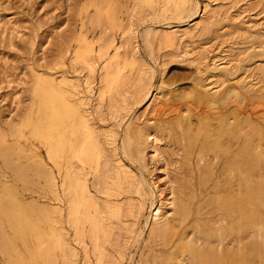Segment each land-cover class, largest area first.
<instances>
[{
  "label": "rangeland",
  "instance_id": "1",
  "mask_svg": "<svg viewBox=\"0 0 264 264\" xmlns=\"http://www.w3.org/2000/svg\"><path fill=\"white\" fill-rule=\"evenodd\" d=\"M151 1V6H146L141 0H0V194L7 188L14 200L12 213L19 212L23 223L31 225V230L17 235L10 225L13 219L0 213V264L41 262L35 248L45 246L46 240L42 238H48L51 231L47 217L59 219L54 208L58 205L62 208L61 231L70 245V250L66 251L68 261L98 263V252L92 249L87 238L84 244L79 238L76 240L66 218V197L59 187L63 173L57 174L55 166L47 159L44 145L32 133L40 97L36 74L47 81L59 82L65 78L73 82L72 86H77L72 92L88 100L82 107L89 114V125L99 139L106 142V158L112 160L110 151L116 147V157L122 166L143 183L142 193H139L135 184L129 185L126 181L121 182V187L116 186L104 169L98 174L86 169L87 184L96 199L102 203L105 198L102 191L108 186L115 193L111 199L121 201L124 208V215L121 213L111 219L109 214L102 213L105 222L110 221L112 234L104 241L100 264H214L215 260H205L203 254L190 251L188 246L192 243L204 249L231 253L225 264H247L243 257L236 258L237 249L247 241V226L232 202L234 198H243L248 163L257 172L249 185H255V190H260L264 196V142H258L252 127L248 126L256 125L258 120L264 125V95L257 94L264 88V0H188L178 11L169 8L164 13L161 0ZM131 31L137 32L132 34ZM164 36L168 38L165 41ZM82 37L95 49L107 46L111 40L110 44L119 47V61L129 62L131 55L137 60L124 69L126 81L115 90L114 98L109 100L105 96L100 105L99 68L104 62L100 60L95 72L89 75L85 65L73 61V52ZM85 79L92 82L89 94L85 91ZM140 82L152 88L148 100H142L143 95L138 91ZM237 85L244 86L247 99H239L233 93L225 95L226 87ZM250 90L256 92L253 94ZM206 91L209 101L205 99ZM115 100L118 105H113ZM226 107L230 108L229 116ZM116 109L118 112H114ZM126 119H129L127 126L123 124ZM221 120L228 122V126L235 124V128L226 131L227 134L219 131L224 125ZM210 125L214 127L211 129ZM209 131L210 139L206 134ZM121 138L125 155L119 149ZM233 158L239 160L235 159V166ZM245 160L247 165L243 163ZM24 167L27 168L24 170ZM232 167L236 169L233 173ZM16 168L23 169L19 177ZM37 168L42 169L41 173L44 168L47 170L40 175ZM154 181L161 196L173 198V208L164 201L160 210L164 215L165 209H169L167 220L162 216L156 221L151 216L147 218L152 200L149 185ZM98 182L104 187L101 183L96 185ZM262 208L264 210V204ZM159 228H164L160 234L156 233ZM3 241L8 243L9 250H2ZM41 241L43 243H39ZM55 253L57 257L60 254L59 250ZM15 255L21 261L15 260ZM60 263L58 259L57 264Z\"/></svg>",
  "mask_w": 264,
  "mask_h": 264
},
{
  "label": "bare ground",
  "instance_id": "2",
  "mask_svg": "<svg viewBox=\"0 0 264 264\" xmlns=\"http://www.w3.org/2000/svg\"><path fill=\"white\" fill-rule=\"evenodd\" d=\"M141 1L143 3H145L146 6H151V3H152L151 0H141ZM161 2H162L161 4H163V8L161 9V11L164 13L169 8L170 9L173 8L174 11H178L179 9L185 7V5L188 3V0H161ZM147 31H148V29H147ZM131 33H132V31H131ZM86 39H87L86 37L85 38L84 37L81 38V40L79 42V46L76 48L77 50L75 52H73L74 53V58L73 57L72 58H73V61L82 63V66L85 65V68L88 71L89 75H91V74H93L95 72L96 68L98 67V65L100 63L99 62L100 60L102 62H104L99 68L100 71H101V74H100V80H99L100 87H98L97 96L99 98V102L98 103L100 105L101 101H104V97L105 96H108L107 98L109 100H112V98H114L112 96H114L113 93L115 92V90H117V89L119 90L118 87L121 84L125 83V81H126V76H125L126 74H125V70L124 69L126 68V66L128 64H131L133 66V64H135V62L137 60H136V57L131 55V60L129 59L130 60L129 62L127 60H125V59H123L122 61H119V54H118L119 47H115V45L110 44V43H112L111 40L107 44V46L99 47V48L95 49L93 47L92 43L90 41L86 40ZM166 39H168L167 36H164L163 40L165 41ZM167 41H169V40H167ZM110 45L112 46V48H111V50H113L112 53L109 52V48L111 47ZM131 65H130V67H131ZM143 71L145 72V70H143ZM263 71H264V69H263ZM141 73H143V72H141ZM144 74H147V73H143V75ZM35 76H36V87H37V89L40 92V97L38 96L39 97V101L37 100V103L38 102L39 103H38V109H37V112H36L37 114L35 113L36 114V120H35L34 126L32 128V133L39 140V142H41L44 145L47 159L50 160L51 163L55 166V168H56V170L58 172L57 174L63 173V176L61 178V183H60L59 187H60V190L62 191L61 193L66 197V200H65L66 202H65V206H64L65 209H66L65 210L66 211V218H68V222H69V224H71V227L73 228V233H74V235L76 237V240L79 238L78 240L82 244H84L85 243L84 239L87 238L88 241L91 243V246L93 247L92 249H94V250H96V252H98L99 255L96 254L97 255V259L96 260H98L97 264H100L101 261H99V260H100L101 254H102L101 251L104 250V249L102 250V247L104 246L103 245L104 241H106L107 238H110V236L112 234V226L109 223L110 221H108V223L105 222V219L103 218L102 213L106 212L107 214L110 215V219H111L113 216L116 217V216H119L121 213H123L124 212L123 211L124 208L122 209L123 203L121 204L120 203L121 201L117 202L115 199L114 200L111 199V196H115L114 195L115 193H112V191H111L112 188H109L108 186H106L107 188H105L104 185H102L101 182H98V184H96V183L95 184L99 186V183H101L102 188L104 187L105 190H103L102 193H103V195H105V198H104L103 201H101L102 203H100L98 201L99 198L96 199L97 197H95L90 192L89 186L87 184L86 169L87 168L93 169L95 174H98L100 172V170L104 169L106 171V173L108 174L109 179L116 186H119L121 184V182L123 183L124 181H126L127 184H129V185L135 184L136 187H137V188L136 187L135 188L139 191V193L142 191L143 183L138 179V177L136 176L135 173H133L130 170L125 169L122 166V164L120 163V160L118 159V157H116V149H115L116 147L111 149V151H110V153L112 154V160L106 158V157H108V156L105 155V148H104L105 147L104 143L106 144V142L105 141H101L99 139L98 133L95 131V129L92 126L89 125V122H88L89 114H88V112L85 109H83V107L85 105H87V102H86L87 99H85L84 95L80 96V95H78V93L75 94L74 91L72 92V89L76 91V87H77V86L76 87L72 86L73 82L71 84V82L66 80L65 78H62L61 80H59V82H55L56 81L55 79H50V80L47 81V78L45 79L41 74H36ZM83 83H84V86H85L86 93L89 94V91L92 89L91 88L92 87V85H91L92 82L90 80L88 81V79H85ZM138 85H139L138 91H139V93L141 95H143L142 100H148L151 97V95H152L151 86H148V84H146L145 82H140ZM238 85L234 86V87L233 86L226 87L224 89V91L226 93L225 95L229 96V95H231L233 93L239 99H242V100L243 99H247V98H245V93L243 92L244 90L242 89L244 86L240 85V86H242V87H240ZM253 90H250V91H252V93L254 94V92H256V90L254 92H253ZM134 92H135V90H134ZM250 93L251 92L248 93L249 96L252 95ZM79 94H80V92H79ZM215 94L217 95L218 93H215ZM257 94H259L260 96L264 95V88H263V90L262 89L258 90ZM204 95L206 96L205 97V99H206L209 94H207V91H206V93ZM238 98H237V100H238ZM203 99H204V97H203ZM209 100H210V97L207 98V101H209ZM115 102H116V100H115ZM117 103H118V101L115 104H113V105H116ZM228 108L226 107L225 109H228ZM98 109H99V107H98ZM225 109H223V110H225ZM229 109L227 110V115H228ZM114 112H118L117 109ZM236 112H237V110H236ZM244 112H247V111H244ZM219 113H218V115H219ZM255 114H257V113L255 112ZM246 115L244 116L245 118H246ZM219 116H221V115H219ZM222 116H224V115H222ZM261 116H262V114H261ZM261 116H259V119H260ZM213 117L214 116H212V118ZM216 117H218V116H216ZM212 118H211V120H212ZM231 118L233 120V117H230V119ZM247 118H246V122L248 124H250L249 123L250 120L247 121ZM235 119H234V121H235ZM128 120L129 119H126L125 121L123 120L124 123L123 122L122 123L125 126H127L128 125ZM218 120H219V117H218ZM253 120H254V118H253ZM256 120H258V119H256ZM260 120H262V119H260ZM221 121H223L222 124H224V125L221 124L222 126L219 127V124H218L219 131H225L226 132V131L231 130L235 126V124H234V126H230V125L228 126L227 125L228 122L225 123L224 120H221ZM221 121H219V123ZM234 121L232 123H234ZM239 121L240 120H238V122ZM258 121H257L256 125H248V126L252 127L251 130H253V134L257 137L258 142L261 141V143H262V141L264 142V125L262 126L261 123L258 122ZM262 121L264 123V120H262ZM243 122H244V120H243ZM27 123H28V119H27ZM177 123H178V125L180 124L178 121H177ZM251 123H252V121H251ZM29 124L26 125V126H29ZM213 125H214V123H213ZM213 125H210L211 129H212ZM214 129H216V128H214ZM207 131H208V129H207ZM225 132H221V133H224V135H226L228 132H226V134H225ZM209 133H210V131L207 132L206 134L210 135L211 133L210 134ZM245 133H246V131H245ZM212 135H213V132H212ZM219 135H220V133H219ZM226 136H228V135H226ZM230 136H229V138L232 137V136L231 137ZM240 136H243V135L240 134ZM208 137L210 139L211 135L208 136ZM222 137H220V139ZM233 137H235V136H233ZM121 139H120V143L121 144H120L119 149L124 154L125 153V151L123 149V144L124 143H123V139L122 140ZM251 139L255 140L256 138H251ZM257 139H256V141H257ZM226 140H227V138H226ZM114 141H115V139H114ZM135 141H136V139H135ZM207 141H209V140H207ZM214 141H216V140H214ZM229 141H230V139H229ZM256 141H254V142H256ZM250 142H251V140H250ZM224 143H225L224 141H223V143L221 141V144H224ZM232 143H230V144H232ZM236 143H238V141ZM217 144H218V142H217ZM255 145H256V143H255ZM223 146L225 147V145H223ZM227 146L229 147V145H227V143H226V148H227ZM255 147L257 148V146H255ZM6 148H7V146H6ZM230 148H232V147H230ZM253 148L254 147L252 145V149ZM227 149H229V148H227ZM262 149L260 148V150H262ZM223 150H224V148H223ZM241 150H243V149L241 148ZM241 150H239V151H241ZM256 150L258 151L259 149H256ZM23 151H25V150H23ZM30 151L31 150L29 149V153H30ZM227 151H229V150H227ZM232 151L230 149V153ZM246 151H247V148H246ZM252 151H254V149ZM20 152H21V149H20ZM242 152H245V150L242 151ZM2 153H5V152L3 151ZM16 153H18V152H16ZM22 153H24V152H22ZM9 155H11V153ZM9 155L7 157H9ZM20 155H18V156H20ZM251 156H253V155H251ZM254 156H256V155H254ZM11 157H12V155H11ZM23 157H25V156H23ZM236 158H233V160L235 161ZM260 158L262 159V157H260ZM4 159H5V156H4ZM107 159L109 160V162L106 163ZM255 159L257 160L258 158H255ZM5 160H6V162L8 161V159H5ZM9 160H11V159H9ZM110 160H111V162H110ZM256 160H255V163L257 162ZM236 161H239V160L236 159ZM236 161H235L234 166L237 165ZM249 162H251V161H249ZM243 163H244V165L245 164L247 165V160H245ZM11 164H12V162H11ZM19 164L21 165V163H19ZM107 164H108V166H106ZM39 165H40V163H39ZM43 165H42V167H43ZM239 165H241V163H239ZM254 165L257 166L256 164H254ZM228 166H229V164H228ZM31 167L32 166H30V168ZM33 167H35V165H33ZM260 167H259V169H260ZM9 168H11V167H9ZM26 168L27 167H24L23 169L25 170ZM41 168H37L36 169L38 171V173L42 170ZM226 168H227V166H226ZM244 168H245V166H244ZM16 169H17L16 175L19 177L20 173L22 172L21 170H23V169H20V168H16ZM261 169H263V168H261ZM44 170H47V168L46 169L44 168L42 173H44ZM235 170L233 168V170H231L232 173ZM246 170H247L246 172H249V173H248V176L245 177L246 185H247V187H245V189H246L245 193H244L245 195L243 194V198H242V196H240L241 198L238 197L237 200L234 197H233L234 200L232 199L233 200L232 203L236 205V211H237L238 215H240V218H242V220H244V222H245V224L247 226V229H246L247 241L244 244H241L240 245L241 247H239L237 249L238 251H236L237 252V257L236 258H240L241 259V257H243L244 261H246L247 264H254V261L256 262V260L258 262L257 264H264V216H263L264 210L262 208V204H264V196H263V193L260 190H255V185L254 186L249 185V184H252V182H253V175L256 176V173H257V172L255 173L256 169L254 170L253 169V165L248 163V165L246 166ZM260 170H259V172H260ZM42 173L40 172L39 174L41 175ZM101 174H102V172H101ZM259 174L261 175V173H259ZM25 175H28V174L26 173ZM140 175L142 177V174H140ZM226 175L228 176L229 173L226 174ZM245 176H246V174H245ZM21 177H22V174H21ZM23 177H24V175H23ZM93 178H95V177H93ZM97 178H98V176H97ZM27 179H28V177H27ZM46 180H48V179L46 178ZM50 180L52 182V180H53L52 176H50ZM92 181H94V180H92ZM100 181H102V180H100ZM94 182H96V181H94ZM54 183H56V182L54 181ZM54 183H52V184L55 186ZM105 184H107V183L105 182ZM135 185H133V186H135ZM48 186L50 187L49 184H48ZM218 186H220V185H218ZM120 187H121V185H120ZM95 188L96 189H94V190H97V187H95ZM149 189H150V195L152 196L151 197L152 200H150L151 201L150 202L151 209L149 211V215L147 216V218H149L151 216V219H153V221L154 220L156 221V220H159L161 218V216H162V217H164V219L167 220V217H168L167 214L169 213V209H165V211H164V215L165 216L163 214L161 215L162 212H160V210H161V207H162L164 201H168L167 203L171 206V208H173L174 205H173V202L171 201L173 198L171 199V197L169 195H168L169 198L168 197L164 198L163 196H161L160 195L161 193L159 192L160 190H159V188L157 189V185H156L155 181L152 182L149 185ZM99 194H101V193H99ZM169 194L172 195L171 193H169ZM55 196H56V198L58 200L60 199V197H59V195L57 194L56 191H55ZM226 197H229V196L226 195ZM12 198L13 197L11 196L10 191H8L7 188H4L3 191L0 194V213H3L5 215L7 214V215H9L8 217L13 219L14 223L13 222H12V224L10 222L9 223H10V225H12V227H13L14 231L16 232V234L19 235V234H23L24 232H26L28 230H31V228H30L31 225H29L28 223H23V221L20 218V213L19 212L12 213V209L15 206L14 205V200ZM216 200H217V198H216ZM220 200H223V199H219L217 201H220ZM154 203H156V205H154ZM137 204L138 203H136V205ZM153 205H154V207H153ZM169 205L167 207H170ZM54 208H55V211L58 213V216H57L59 218L58 220L49 219V216L47 217L48 218L47 219L45 217L47 215L44 216L45 218L43 217L44 220L47 219V221L46 220L45 221L48 224V229L50 228L49 231L50 230L51 231L49 233L50 235H49L48 238H44V237L42 238L43 241L45 239L46 242H44V243H43V241L39 242V243H43V245L45 244V246H38V247L35 248L36 249V253H37V258L39 259V261H41L39 264H44L45 262L46 263L49 262L48 264H57L58 259H61V263L60 264H73L72 261L69 262L68 259H67L68 256L66 255V251L69 249L68 247L70 245L67 242L68 240L65 241L66 238L64 239L63 233L61 231V226H60L61 218H62V212H61L62 208H60L59 205L56 206V207L54 206ZM187 209H188V207H187ZM180 210H181V208H180ZM183 211H187V210L183 209ZM41 212H42V214L44 213L43 210ZM125 213H126V211H125ZM183 213H186V212H183ZM107 214H105V215H107ZM123 215H124V213H123ZM228 217H229V215H228ZM106 218H109V217H106ZM224 218H223V220H224ZM107 220H109V219H107ZM155 223H157V222H155ZM23 224H26V225H23ZM69 227H70V225H69ZM163 229L164 228H159L156 233H158V234L162 233ZM239 229H241V228H239ZM216 230H218V229H216ZM232 231H234V230H232ZM74 235H72V236H74ZM39 236H41V235H39ZM51 237H52V239H51ZM213 237H215V235ZM217 237H220V236H217ZM241 237H242V235H241ZM243 237H246V236H243ZM42 239H40V240H42ZM5 241H7V240H5ZM221 243L222 242H220L219 247L221 246ZM240 243H242V242H240ZM2 244H5L4 241H3ZM7 244H5L4 246L2 245V250L6 251V250L10 249L9 246H7ZM188 248H189L190 251L198 252L199 254H203L204 257H205V260H209V259L215 260L214 264H225V263H227V260L230 259V255H231V253H228V252H225V251H221L220 249H217V250H214V251L213 250H209V249H204V248H201L198 245H195L194 243L190 244L188 246ZM56 250H59V253H60L58 255V257H57V255L55 253ZM13 251H15V249L12 247L11 252L13 253ZM232 253H234V252H232ZM14 259L21 261V258L18 255H15ZM114 263H115V261H114ZM21 264H24V263L21 262ZM74 264H76V263H74Z\"/></svg>",
  "mask_w": 264,
  "mask_h": 264
}]
</instances>
